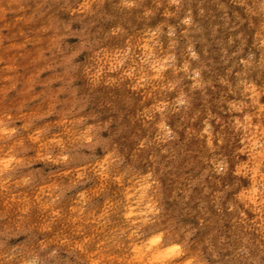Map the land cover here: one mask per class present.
<instances>
[{
  "label": "clouds",
  "instance_id": "1",
  "mask_svg": "<svg viewBox=\"0 0 264 264\" xmlns=\"http://www.w3.org/2000/svg\"><path fill=\"white\" fill-rule=\"evenodd\" d=\"M0 264H264V0H0Z\"/></svg>",
  "mask_w": 264,
  "mask_h": 264
}]
</instances>
